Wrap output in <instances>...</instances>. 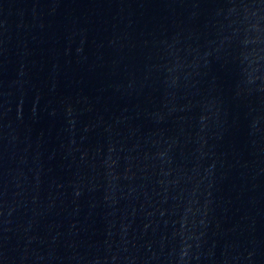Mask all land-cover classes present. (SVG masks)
<instances>
[{
	"label": "water",
	"instance_id": "95a60500",
	"mask_svg": "<svg viewBox=\"0 0 264 264\" xmlns=\"http://www.w3.org/2000/svg\"><path fill=\"white\" fill-rule=\"evenodd\" d=\"M0 264H264V0H0Z\"/></svg>",
	"mask_w": 264,
	"mask_h": 264
}]
</instances>
